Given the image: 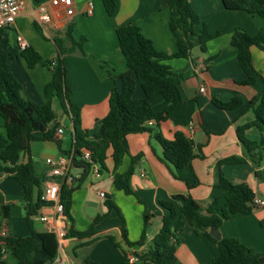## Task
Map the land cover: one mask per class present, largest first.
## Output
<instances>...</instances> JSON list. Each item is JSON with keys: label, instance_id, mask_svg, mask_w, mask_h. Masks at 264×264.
<instances>
[{"label": "crops", "instance_id": "0c3cea01", "mask_svg": "<svg viewBox=\"0 0 264 264\" xmlns=\"http://www.w3.org/2000/svg\"><path fill=\"white\" fill-rule=\"evenodd\" d=\"M73 2L74 15L64 21L61 31L48 29V34H45L27 15L22 14L12 27L0 31V38H4V41L0 40V46L6 44L4 52L7 53L17 46V37H21L38 53L40 60L31 69L20 57L10 60L24 64L28 71L29 89H22L23 97L44 105L48 101L44 89L52 79V73L44 62L54 60L58 55L53 40L62 41V47L68 51L62 60L72 93L70 101L79 108L81 129L88 133L90 140L98 134L100 123L109 110V94L113 87H120L118 76L126 70L116 29L127 24L137 27L155 50L165 54L176 53L177 46L168 27L170 12L163 0H114L112 16L107 15L101 0ZM189 3L199 18L195 31L204 28L211 38L204 52L194 46L187 58L167 61L177 83L179 102L171 117L159 123L158 130L166 140H173L175 133L191 140L194 158L188 166L174 170L159 160L161 146L144 132L127 136L129 154L115 169L111 150L107 152L105 169L99 178L87 174L78 184L81 171L77 169L73 173L76 179L70 195L68 217L55 218L53 205L44 204L39 213L49 217V221L41 223L32 218L33 229L40 233L48 232V227L63 228L66 233H81L90 228L96 217L103 216L92 237L65 236L61 253L66 264H86L87 261L123 264L124 253L129 258L134 253L144 252L158 233L165 213L160 202L169 201L174 195H185L198 204L201 214H206L212 202L223 195V190L218 187L219 177L233 184L247 185L254 198L264 202V145L259 150L248 152L237 134L238 128L254 120L256 105H251V101L264 87V52L256 47L250 48L255 79L253 84L242 85L240 82L245 80V75L238 66L237 51L230 44L233 29L242 28L254 36L264 32V20L245 11H228L221 0H189ZM89 4L92 6L90 15L87 14ZM69 28L72 41L81 44V51L72 47L66 37ZM7 31L12 32L14 44L10 43ZM202 86L204 91L199 92ZM136 96L141 97L138 88ZM233 99L240 102L234 109H220L216 105ZM150 103L156 111L166 106L159 95L151 97ZM52 107L57 114L54 135L60 145L52 141H33L29 154L31 161L34 156H44L42 166L32 163L35 172L45 177V159L58 158L68 151L73 132L70 118L55 101ZM58 127L63 128L61 136L56 134ZM147 127L153 128L155 123L150 122ZM0 134L5 135L1 118ZM263 136L264 133L253 126L243 131V137L251 142L259 143ZM35 142L42 143L43 154L33 148ZM138 155L140 158L129 180L132 194L127 195L115 188L113 174L125 173L130 166V157ZM231 158L241 162L219 165ZM26 159L24 155L21 161ZM257 160L259 164L255 165ZM173 173L179 179H175ZM99 192L104 196L100 197ZM23 196V189L15 179L0 176V208H9L8 217L0 221L1 231L7 236L24 238L29 235L23 216ZM106 199L111 208L105 205ZM145 215L149 217L147 225H144ZM263 219L264 204L255 206L248 214L232 215L222 221L218 229L220 239H235L252 253L264 254V227L260 225ZM122 229L130 243L140 242L143 238L142 246H126ZM207 234L210 230L198 225L185 227L175 247V264H212L218 255V247Z\"/></svg>", "mask_w": 264, "mask_h": 264}, {"label": "trees", "instance_id": "16d2710c", "mask_svg": "<svg viewBox=\"0 0 264 264\" xmlns=\"http://www.w3.org/2000/svg\"><path fill=\"white\" fill-rule=\"evenodd\" d=\"M101 1L107 15L112 16L115 9L114 0ZM163 1L170 12L168 27L175 38L177 52L165 54L155 50L151 42L144 38L135 26L127 24L116 29L126 70L118 76L120 87H113L111 90L108 98V113L100 123L98 134L90 140L88 133L81 129L79 108L70 101L72 93L62 60V56L68 51L62 47V41L53 40L58 55L54 60L44 62V66L52 73V79L44 89L48 100L44 105H37L23 97L21 85L13 77L8 64L13 57H20L25 61L27 68L31 69L40 60L38 53L29 46L22 51L16 46L5 53L6 44L0 46V118L3 120L5 130L4 136L0 134V176L13 178L22 187L24 220L29 229V235L24 238L0 236V264H51L57 256L58 246L55 235L50 232H37L32 227V218L41 207L40 195L47 178L35 172L29 156L33 141H52L57 146L60 145L54 135L57 114L52 107L53 101L72 122L73 166L74 169L81 171L78 184L89 174L91 164L98 165L100 172L105 169V159L109 150L115 169L122 158L129 154L127 136L131 134L146 132L151 135L162 148L159 160L172 166L174 170L188 166L194 158V143L191 140L181 133H175L173 140H166L159 132L158 125L171 117L179 102L177 83L173 79L174 74L167 61L187 58L194 46H198L204 52L211 36L204 28L195 31L199 18L193 12L189 0ZM221 2L228 11H245L264 20V0H221ZM66 37L72 47L82 50L80 43L76 44L72 41L70 28L66 30ZM230 44L237 51V63L245 75V80L240 84H253L255 77L251 68L250 48L256 47L264 52V33L260 31L252 36L242 28H235L231 31ZM137 88L141 92V97L136 96ZM156 95L161 96L166 102V106L161 111L154 110L150 103L151 97ZM239 104L237 99L228 103H216L217 107L225 110L234 109ZM251 105H256L254 120L237 129L239 140L248 152L259 150L264 145V136L259 143L243 137V131L251 126L264 133V87L260 95L251 101ZM150 122H154L155 127H147ZM82 150L89 151V161L81 159ZM66 153L67 151L63 155ZM24 155L27 159L23 162L21 159ZM139 158L140 155L130 157L128 170L125 173L113 174V185L127 195L132 194L129 180ZM240 162L239 159L231 158L221 161L219 165ZM258 164L259 160L255 161V165ZM172 176L179 179L174 173ZM218 187L223 190V195L212 202L206 214H201L198 204L185 195H174L171 200L160 202L165 213L158 233L144 252L134 253L137 262L130 263L124 253L122 263L175 264L177 261L175 247L185 227L198 225L209 230L219 229L223 220L232 215L248 214L255 208L252 203L253 193L247 185L233 184L219 177ZM72 190L73 188L68 189L62 184L59 191L60 202L67 217ZM105 205L108 208L112 207L108 199L105 200ZM8 209V206L0 208V221L8 217ZM102 217H96L87 231L81 233L69 231L66 236L92 237L95 234V226ZM148 219L149 217L145 215L144 225H147ZM260 225L264 227V219ZM207 236L218 247V255L213 259L212 264H264V254L252 253L235 239L222 238L217 241L210 234ZM122 237L128 247H139L144 242L143 238L137 243L128 242L124 229H122ZM86 264L93 263L87 261Z\"/></svg>", "mask_w": 264, "mask_h": 264}, {"label": "built area", "instance_id": "2783aa9c", "mask_svg": "<svg viewBox=\"0 0 264 264\" xmlns=\"http://www.w3.org/2000/svg\"><path fill=\"white\" fill-rule=\"evenodd\" d=\"M92 13L91 4L88 5L87 14ZM27 15L40 30L48 34V29L54 32L61 31L65 24V20L70 19L74 15L73 0H48L35 2L33 0H0V31L8 29L15 24L16 19L22 15ZM17 47L19 50L27 48V42L17 37ZM204 87L199 88V92H203ZM56 134L61 136L63 128L58 127ZM70 148L65 155L58 158H46L45 165L47 166L46 178L43 190L40 195L41 206L44 204H52L54 207L55 218H64V207L60 202L59 191L62 184L70 189L75 184L76 176L73 174V139H70ZM81 159L89 161L90 153L88 150H82ZM89 174L95 179L100 177L98 165L91 164ZM98 195L103 197L104 194L99 192ZM253 205L256 207L262 206L264 202L258 198H253ZM41 209V207H40ZM41 223H47L49 217L38 213L33 217ZM48 232L53 233L57 242V256L51 264H66L62 255V243L66 236V231L63 228L48 227ZM0 236H5L3 231H0ZM4 250L2 249V252ZM130 263L137 262L136 256L132 255L128 258Z\"/></svg>", "mask_w": 264, "mask_h": 264}, {"label": "rangeland", "instance_id": "374dc122", "mask_svg": "<svg viewBox=\"0 0 264 264\" xmlns=\"http://www.w3.org/2000/svg\"><path fill=\"white\" fill-rule=\"evenodd\" d=\"M6 33H7V36H8L10 43L14 44V36H13L12 32L7 31ZM0 40L2 42V41H4V38H0ZM8 64H9V68H10V71H11L13 77L20 83L21 88L23 90L27 91L29 89V83H28V80L26 77V72L28 73V71H27L26 67L24 66V64L21 63V65H19L16 60H14V61L9 60ZM42 146L43 145L40 142L33 143V148L38 149V153L40 152V154H43V151L41 153V150L43 148ZM32 161L40 167L44 163V156L43 155L42 156H34V158H32ZM76 170L77 169H73L72 172L75 173ZM23 216H24V214H23Z\"/></svg>", "mask_w": 264, "mask_h": 264}, {"label": "water", "instance_id": "95a60500", "mask_svg": "<svg viewBox=\"0 0 264 264\" xmlns=\"http://www.w3.org/2000/svg\"><path fill=\"white\" fill-rule=\"evenodd\" d=\"M210 236L217 241L220 240V235H219L218 229H211L210 230Z\"/></svg>", "mask_w": 264, "mask_h": 264}]
</instances>
